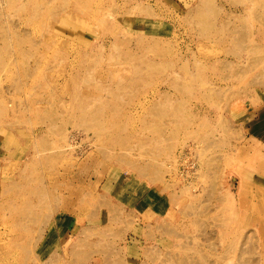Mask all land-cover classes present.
<instances>
[{
  "label": "rangeland",
  "instance_id": "obj_1",
  "mask_svg": "<svg viewBox=\"0 0 264 264\" xmlns=\"http://www.w3.org/2000/svg\"><path fill=\"white\" fill-rule=\"evenodd\" d=\"M0 264H264V0H0Z\"/></svg>",
  "mask_w": 264,
  "mask_h": 264
}]
</instances>
